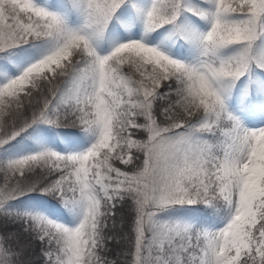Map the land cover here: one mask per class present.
<instances>
[{
	"label": "snow or ice",
	"instance_id": "obj_1",
	"mask_svg": "<svg viewBox=\"0 0 264 264\" xmlns=\"http://www.w3.org/2000/svg\"><path fill=\"white\" fill-rule=\"evenodd\" d=\"M0 264H264V0H0Z\"/></svg>",
	"mask_w": 264,
	"mask_h": 264
}]
</instances>
